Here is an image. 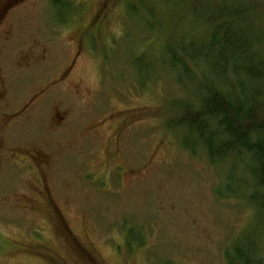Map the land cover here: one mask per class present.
<instances>
[{"label":"rangeland","instance_id":"1","mask_svg":"<svg viewBox=\"0 0 264 264\" xmlns=\"http://www.w3.org/2000/svg\"><path fill=\"white\" fill-rule=\"evenodd\" d=\"M202 1L0 0V264H229L236 245L264 249L255 206L219 197L224 168L171 129L186 95L165 48L201 36Z\"/></svg>","mask_w":264,"mask_h":264},{"label":"trees","instance_id":"2","mask_svg":"<svg viewBox=\"0 0 264 264\" xmlns=\"http://www.w3.org/2000/svg\"><path fill=\"white\" fill-rule=\"evenodd\" d=\"M192 8L201 36L165 48L186 95L169 127L184 132L191 152L203 151L210 165L224 168L226 184L216 194L245 198L264 227V0H210ZM261 243L236 245L229 264H264Z\"/></svg>","mask_w":264,"mask_h":264},{"label":"flooded vegetation","instance_id":"3","mask_svg":"<svg viewBox=\"0 0 264 264\" xmlns=\"http://www.w3.org/2000/svg\"><path fill=\"white\" fill-rule=\"evenodd\" d=\"M5 12H6V10H2V11H0V20L2 19V17L5 15ZM56 118H57V123H59V121H61L63 118H64V116L63 117H59V115H56ZM59 119V120H58Z\"/></svg>","mask_w":264,"mask_h":264}]
</instances>
